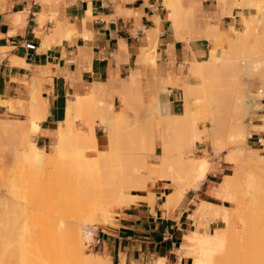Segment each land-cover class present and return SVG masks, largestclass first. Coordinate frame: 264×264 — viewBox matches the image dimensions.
Listing matches in <instances>:
<instances>
[{
    "label": "crops",
    "instance_id": "0c3cea01",
    "mask_svg": "<svg viewBox=\"0 0 264 264\" xmlns=\"http://www.w3.org/2000/svg\"><path fill=\"white\" fill-rule=\"evenodd\" d=\"M238 2L202 0L198 15L202 11L200 19L220 29L236 28L242 15L254 9ZM150 30L156 38L154 62L145 56L151 47ZM184 35L183 40L177 36L164 0H0V101L5 102L0 113L26 116L32 92L40 89L48 114L36 136L46 144L58 136L70 98L79 102L73 119L84 99L90 102L94 92L116 99L133 75L137 80L131 92L141 91L142 98L150 93L155 103L160 95L166 101L163 109L180 113L176 107L181 91L169 81L186 83L190 62L208 58L211 50L207 38L188 41V32ZM28 43L36 49H28ZM8 102L24 112H11ZM249 138L264 145V131ZM230 165L214 158L199 187L189 189L176 205L166 206L173 189L165 179L135 191L138 198L116 208L113 223L100 230L105 256L113 264H155L159 258L166 264H190L191 258L180 250L195 223L197 206L192 203L223 204L209 191L229 175Z\"/></svg>",
    "mask_w": 264,
    "mask_h": 264
},
{
    "label": "rangeland",
    "instance_id": "374dc122",
    "mask_svg": "<svg viewBox=\"0 0 264 264\" xmlns=\"http://www.w3.org/2000/svg\"><path fill=\"white\" fill-rule=\"evenodd\" d=\"M168 1L170 0H164L165 6L167 7H168ZM237 4L241 6L248 5L254 7V9L251 12H248L246 15L244 14L242 15L241 23L238 26H236V30L243 31L246 28L245 22H249L250 23L249 37L246 41H243L241 44L237 45L236 48L234 47L235 50L233 52L231 49H229L230 47L229 43H227L225 39L224 42L222 41L216 42L214 40H210L211 48H213L214 46L217 48L219 52H222L224 50L225 54L223 56L225 57L221 58L220 61H218L217 65L215 66H213L212 63H209L212 64V66L210 65L207 68L205 65L206 63L204 64L205 66L202 65V69L205 68L203 69L204 71H206V69L210 71H213L215 69L213 73L211 72L212 74L210 73L208 75V78L206 77L207 75L200 77L196 73L192 74L190 72L186 82H191L193 84H196L197 86H201L202 85L201 82L205 83L206 80H203L205 77L207 78L208 81V82L206 81V83H209L210 80L212 81V83H209L212 88L220 87L221 84L223 83L219 85L217 84V86H215L216 85L215 83H220V81L222 82L224 76L223 73L224 72L226 73L227 70H228V75L226 79L228 81L223 79L224 82L226 81L225 83H227L225 85L223 84L224 86H227V89L224 88V86L222 85L220 88H224L223 90L218 88L221 92L219 90L216 91L217 89H213L214 91H212L211 87L210 88L208 87L210 90L207 88L208 89L207 92L206 90H204L207 87L206 84V87L204 86L203 90H200L202 92L204 91V93L202 92L201 94H196L197 92L195 93L196 94L195 99L199 100L197 101L198 104L196 103L197 117L200 118L198 121L199 127L205 128L204 131L200 132L201 136H203V140L201 142L199 141L197 143H194V145L190 148L185 146L182 147L184 156L187 160L199 159L201 157L207 158L210 162L208 171L212 169V161L214 160V158H217L220 161L229 162L231 164L230 165L231 169L228 170L227 172L229 173V176L232 175V177L237 176L235 174L236 164H237L236 161L240 158V157L237 158V156H239L240 154L237 153L238 151L236 150V148H239L240 144L242 145L243 142L241 143L238 140H240L243 137V135L245 140L244 139L241 140L246 142L247 146H250L248 148H253V149L257 148L256 151L254 152L259 154H264V145L260 146L256 143H252L249 141L252 140L249 137H251V135L254 132L263 134L264 131L263 130L264 124H262L263 123L262 119L264 118L263 117L264 116V58H263L264 57L263 55L264 54V0H250L249 3L238 2ZM170 17H172L171 14ZM221 29H222L220 30V34L222 33L221 36L222 37L227 36L229 32L226 33L224 31H228L229 27H222ZM186 31H187L186 29H183V34ZM216 44L218 45L222 44V45L218 46ZM151 46H152V42H151ZM227 49H229V51L231 50L230 54L232 53V55H237V57L239 56L237 60L240 59L243 60L241 62L242 64L241 67L247 66V69L246 68L241 69L237 67L236 65L237 60L235 62L236 64L234 65V67L233 66L231 67V64L234 59H232L230 65H227L229 61L225 63V60H230V57L232 58L231 55L230 57H227L229 55V52H227L228 53L227 54L225 51ZM148 50H149L148 52L151 51L150 48ZM211 55H209L208 58L203 60L208 61ZM145 56L147 55L145 54ZM147 59L150 61L152 60L150 57ZM193 61H195V59H193L191 62ZM220 64H223V66L225 64L226 65L224 68L222 67L223 69L220 68L219 70H217L218 72L221 73L217 75L218 72L216 71L217 69L216 67L219 68L220 66H222ZM249 66L252 69L249 68ZM213 67L215 68L213 69ZM230 67L232 70L230 69ZM226 68L229 69L226 70ZM231 74L235 76H232ZM239 78L241 81L240 80L238 81ZM213 79L215 80L219 79V81L218 80L215 81ZM240 83L242 84V86L240 85ZM172 86L178 87L179 90L181 91V94H179L178 96L180 101H178V105L176 107L177 108L176 111L181 113V111L184 109L183 84L178 85L177 83L176 85L174 83L172 84ZM233 88L235 92L234 90H232ZM239 89L240 91H238ZM224 90L225 91L229 90V91L225 92ZM243 90L247 91V93L244 92ZM209 91L212 92L210 93ZM215 92H217L218 97L222 96L225 99L222 98V100H220L221 98L219 99L218 97L215 96L216 94ZM219 92L220 94L221 93L222 94L218 95ZM239 92L243 94L241 95ZM34 93L37 94V97L41 96L40 98L44 99L40 89L35 87L34 91L30 96V101L32 100V96L34 95ZM128 93L130 95L131 94L137 95L138 92H128ZM205 93L208 94L210 93L211 96ZM259 93L261 94L258 95ZM129 94L127 95L129 96ZM206 95H208V97H206ZM243 95H246L247 99ZM127 97L123 96V94H120L119 96L116 97V99L113 98V96L111 99H108L105 95H102L101 100H98L95 104H93L91 101L89 102L88 100L84 99L80 108L74 114L73 129L75 135L77 136H80L83 133L82 136H85L86 134V136L88 135V137H90L91 127L93 126L98 136L97 152L93 153L92 155H87V152L85 151V147L77 146L78 144L76 146L73 145L72 148L74 146L75 148L69 151L60 163L50 165L48 166V168L46 167L36 168V166L33 163H27L21 155L29 150V147L24 142L23 137L25 133L23 134V132H26L30 128L29 126L31 125V121L34 118V116H36V114H34L33 112L34 108L32 107H31L32 109L30 108V105H32V103H30V101L27 102L26 106L28 109V113L25 112L26 116L13 117L11 115H8L7 113H0V162L2 164V165L0 164V179L2 180V181L0 180L1 183L0 184V261L5 262L6 259H13L15 264H21L22 260H25V258L29 254L31 255V253H29L30 250L29 242L34 238L44 239L46 242H49V245L52 244L51 252H49L47 256V260L50 263H55L59 259L61 258L63 259L64 257L69 256L66 254L69 253L68 251L72 250L73 246L70 245L66 247L67 248L66 250H63L56 243L58 242V238L61 233V228L64 229L65 227L63 226V224L65 225L67 222L71 220L79 221V219L82 218L85 220V218L87 217L85 215H88L87 213L90 211V209L96 206V200L100 201L104 197V195H106L107 193L109 194V191H111L107 188V186L109 187L110 185L108 183L111 182L112 185H117V186L119 185V187L120 186L122 187L123 185V187H125L124 186L125 182L129 178H131V181L132 179L135 178V176H131L130 173L131 172L133 173L134 168H136L137 165L139 166L141 162L144 163L146 160L149 162L151 167L156 166L155 164L157 163V159H159V156L161 154V142H159L160 141L159 139L157 146L154 148V145L152 144L154 133L159 129L157 126L158 125L157 113L154 110L155 102L149 100L150 93L147 94L145 92H144V98H142L141 100L142 103L140 102V100H137L135 97H132V99H128ZM214 97L216 98L214 99ZM240 98L241 101H243V107L240 106L242 104ZM252 101L253 102L256 101V102L253 103ZM235 102L237 106H235ZM102 103L105 106V107L103 106L104 108L102 107ZM258 103L259 105H257ZM245 104L248 105L249 111L246 110L247 107L245 108L246 106ZM218 105H221L222 108H220ZM148 108L151 110H149ZM218 108H220V110L224 112L219 111ZM9 109L11 112H16L19 114L24 112L20 108H15L12 105H10ZM37 109L35 108V111ZM215 109H217L216 112L214 111ZM210 111H213L216 114ZM160 112L162 113L161 109ZM218 112L220 115L218 114ZM214 114L217 117V124H216L217 130L214 129V122L212 117L210 116ZM220 116H223L221 117L222 119L220 118ZM123 117L125 120H123ZM236 117H239V119ZM234 118L238 120L235 121ZM109 119H114V124H113L114 127L110 126V122H108ZM241 123L242 125H239L238 127L236 126V124L238 125ZM261 124L263 125V127H261ZM1 125L5 128L2 129L3 127H1ZM240 126H242L241 129H239ZM110 127L112 128L110 129ZM229 127L231 128L230 130ZM232 127L238 129V131L232 129ZM242 130L244 134L242 133L238 134V132L240 133L242 132ZM233 131L235 132L232 133ZM79 132L80 135L78 134ZM186 133L189 134L192 133V131L188 130ZM231 133L234 134V136L236 137L231 136ZM36 135L33 136V140H35L39 145L44 146L46 150L51 151L50 144L52 142V139L45 144L44 142L38 140ZM86 136L85 138L87 139ZM231 137L232 138L234 137V139H236L240 144L236 145L235 143L237 141H234L235 143L232 142L234 139H232ZM204 138L206 139L204 140ZM89 139H91V137ZM89 139H87L88 142ZM262 143H264V140L262 141ZM235 150L236 152H234ZM231 152L238 154L237 156L231 155L232 158L233 156L235 159L237 158L236 161L233 160V162H231L232 160L230 158ZM239 153H243V152H239ZM151 167L147 168L148 182L160 179L161 176V174L153 170ZM256 167L259 168V166L257 165ZM22 168L25 169L22 170ZM259 169H257L256 171L258 172ZM261 172H259L258 174L255 173V175L256 176L258 175L257 176L258 184L264 185V180H263L264 174L262 175ZM3 175L4 177H2ZM80 175H84L87 178L86 180L88 181H85L87 182V184L83 181V185L81 184L77 187H72V188L66 187V185H69L72 182L74 183L75 180L79 178ZM224 177L226 178L227 176L225 175ZM102 179H105L106 181L105 180L103 181ZM228 179L229 178H226L225 180ZM24 180H27V183H25ZM235 180L236 179H234L233 182ZM68 181H70L71 183ZM131 181L128 180L126 182V185L127 183L129 185L126 186V190L124 189V193L134 191L132 190V188L129 189ZM187 181L188 180L186 181L177 180L176 185L171 187L173 191L169 195H171L174 198L177 197L178 193L180 192H184L185 195L186 192L184 190V187ZM105 182L107 183L105 184ZM24 183L27 185L26 188H28L27 190H25V193H21L18 190L15 191L16 187L19 188L20 185L22 186ZM216 184L217 183H215L214 185ZM92 185L94 186L92 187ZM80 186H82V188ZM94 187L95 188L98 187V188L95 189ZM110 187L113 186L110 185ZM75 188L77 189L75 190ZM243 188L245 187L241 186V190ZM79 190L81 191V193ZM91 190L92 191L95 190V192L94 191L92 192ZM241 190L239 194H241ZM238 191L239 190H237L235 193H237ZM243 191L244 192H242V194L250 190L247 189L246 191L245 190ZM209 192L210 194H212L213 196L219 199L216 201L223 203V204H215L205 201L207 205L208 203H210V206L207 210V214L203 216L202 220L205 227L204 230L209 234L214 233L216 227H224L225 225L223 219L221 217H218L219 207L227 206L228 208L230 207L234 209L236 208L238 212L240 211L241 212L244 211L246 213L248 212L247 213L248 215L249 213L251 214V211L255 209L254 205H253L254 209L250 207L251 202L254 200L253 198L249 200L250 197L249 198L247 197L248 194L247 196L244 195V197L247 198L241 196L242 200L246 199L245 201L247 203L246 202L241 203L242 201L241 199H240L241 201L233 203L227 200H222L221 198L216 196L211 190ZM79 194L80 196H78ZM91 194H94L92 198L91 196L89 197L87 196ZM251 195L249 192V196ZM237 197H238L237 198L238 201L240 196L238 195ZM257 197L259 196L257 195ZM210 199L214 200L213 198ZM255 199L257 200V198ZM134 200H132V202ZM261 201L263 202V200ZM200 202L197 204L195 203V201H193L192 204L198 206ZM258 203H260L259 200ZM122 205L124 204L121 203L120 205L113 203L111 205V209L109 212L110 216L108 217H103L104 215L99 214L98 222H100V224L97 225L98 229L94 232L91 238H88L89 240L84 238L85 240L83 242L84 244L83 246L85 253L87 255L92 254V255H97V257H102L105 256L106 253H108L106 249L99 250V248L95 246V242L97 237L101 236L100 230L103 229L107 224L113 223V219L115 216V209ZM260 205H258V207ZM260 207H264V206H260ZM214 209L216 213L213 212ZM260 209L262 208L256 210H260ZM244 215L243 216L240 215L241 220L238 219V222L240 224V229L244 228V224L242 223L244 221H242V218L244 220L247 217V216L245 217ZM252 215H249L250 219ZM255 216L256 214H254V217ZM83 219L80 220L79 222L84 221ZM102 219L104 221H101ZM250 219L248 221H250ZM194 222L196 223L195 219ZM195 223L192 225V229L195 228ZM62 235L65 237V239H67V241H69L71 237L70 233H66V234L63 233ZM235 235L233 237L234 240L235 237L238 236ZM83 237H85V235ZM237 240L238 239H236L235 241ZM242 244H243L242 241L240 242L241 246L237 244L241 248L240 251L241 253L245 251V249H243L245 248V246L243 245L242 248ZM238 246H236L237 249H240ZM72 251H74V249ZM63 255L66 256L63 257ZM70 257L71 256H69V259ZM190 264H193L192 259H190Z\"/></svg>",
    "mask_w": 264,
    "mask_h": 264
},
{
    "label": "bare ground",
    "instance_id": "6f19581e",
    "mask_svg": "<svg viewBox=\"0 0 264 264\" xmlns=\"http://www.w3.org/2000/svg\"><path fill=\"white\" fill-rule=\"evenodd\" d=\"M186 1H188L187 5L185 4ZM220 1H225V0H220ZM249 1L250 0H240L241 3H249ZM201 3H202V0H170V1H168V7L170 9V14L172 15V17H171L172 26H173L174 30L176 31L177 36H179V38L183 37L185 39V37H184L185 35L183 34V29H186L188 34H189V38H186L188 41L190 38L191 39L194 38V41H195V38H197V37L198 38L199 37L207 38L208 40H214L216 42H221V41L224 42V39H225L226 42L229 43V46L231 47V48L229 47V49H231L232 52L235 50L237 45L241 44L243 41H246L248 39L249 34H250V23L249 22H245L246 28L243 31H238V30H236V28L233 25H230L229 30L224 31L226 33L229 32L228 35L224 36L226 38L222 37L221 36L222 33L220 34V30H222V29H220L217 24L210 23V22H208L209 21L208 19H207L208 21H206L205 19H202L203 17L200 19L202 11L199 13V15H200V17H199L198 8L201 6ZM223 3H225V2H223ZM155 30H156V28H155ZM60 31H62V30H60ZM56 32H58V31H56ZM149 32H150V34H149L150 40L149 41L152 42V46L150 47L151 51L150 52H148L149 50L147 51L146 58L150 57L152 59L151 61L154 62L155 58H156L154 55L155 49H156V38H155V36H153L154 34L153 35L151 34L152 33L151 30ZM154 32L157 33V31H154ZM223 35H225V34H223ZM187 37H188V35H187ZM203 38H201V39H203ZM218 44H220V43H218ZM218 44H216V45H218ZM221 45H218V46H221ZM229 49H227L225 51H226V53L229 52V55L227 57H230V55H231L232 58L230 57V60H225L226 58L223 60H225V63L227 61H229L227 65H230L231 64L230 62H232V59H234L232 64H231V67L232 66L234 67V65L236 64L235 62H236L237 58H239V56L237 57V55H232V53L230 54L231 50L229 51ZM224 54H225L224 50L222 52H219L217 50V48L213 46V48H211V50H210V55H211L210 59H208V61L195 59V61L190 63L191 64L190 65V72L192 74L196 73L200 77L207 75L206 77L208 78V75L211 72L213 73V71L215 70L214 69L215 67H213V69H214V70L212 69L213 71H210L208 69H206V71H204L203 69H205V68L202 69V65H204L206 63L205 64L206 68L210 65L212 66V64H213V66H215V65H217L218 61H220L221 58L225 57V56H223ZM242 61L243 60H241V59L237 60V64H236L237 67H239L241 69L242 68L247 69V66L241 67ZM209 63H212V64H209ZM220 65H222V66H220L219 68L216 67L217 68L216 71L219 70L220 68L223 69L226 64L224 66H223V64H220ZM231 67H230V69H231ZM249 68H251V67L249 66ZM227 69H229V68H226V70ZM219 74H221V73L218 72L217 75H219ZM223 74L225 76V77L223 76V79L228 81L226 79V77L228 75V70L226 73L224 72ZM217 75H216V77H217ZM222 75H220V76H222ZM247 75H248V73H247ZM232 76H235V75H232ZM136 77H137L136 75H133L129 80H127L126 85L124 87L125 90L122 93L123 96L127 97L128 96L127 94H129L128 92L132 91L133 83L137 80ZM207 78L204 77L203 80L207 81ZM210 79H211V77H210ZM223 79H222V82L220 81V83H215L216 84L215 86H217V84L219 85L221 83H223L224 85L227 84V83H225L226 81L224 82ZM169 80H167V82ZM213 80H215V79H213ZM216 80L219 81V79H216ZM239 80H240V78L238 79V81ZM206 81H205V83L201 82L202 83L201 86H197L196 84H193L191 82H186L183 84L184 109L181 113H173L172 114L168 111L167 108H164L165 109L164 110L163 104L166 101H163L161 99L160 95H158V102L155 103L154 110L157 113V117H158V119H157L158 125L157 126L159 129L154 133V138L152 141L154 148L157 146L159 139H160L159 142H161V154L159 156V159H157V163L155 164L156 166L151 167L149 162L146 160L144 163L141 162L139 164V166L138 165L136 166V168L133 167L134 170L133 169L132 170H133L134 175L131 172L132 170L130 171L131 172L130 175L135 176V178L132 179L133 182L131 181V178L128 179L129 181H131L129 189L132 188V190H134V191L124 193V189L126 190V186L129 185L128 183L126 185V182L128 180L125 182V185H124L125 187H123V185H122V187L121 186L119 187V185L118 186L112 185L111 182H109L108 184H110L113 187H110V185H109V187L107 185L106 186L111 191H109V194L107 193L106 195H104V197H103L104 199L102 198L100 201L96 200V206L92 207L90 209V211L87 213L88 215L84 214L85 216H87L85 218V220L82 218L84 221L79 222L82 219H79V221H72L71 220V221L67 222L68 224L67 223L65 225L63 224V226H65V227H64V229L61 228V233L59 235L58 242H56V243L63 250H66L67 249L66 247H68L70 245L73 246L72 250L74 249V251L70 250V251H68L69 253L66 254V255L71 256L70 259H69V256L63 255V257L66 256L68 259L66 257H64L63 259L61 258L55 263H50L47 260V256H48L49 252H51L52 244L49 245V242H46L44 239L34 238V239L30 240V242H29V245H30L29 253H31V255L29 254L25 258V260H22L21 264H113L110 257H108V256L97 257V255H92V254L87 255L85 253V250H84L83 242L85 239L91 238L93 236L94 232L96 231L97 225L100 224V222H98L99 214L104 215L103 217L110 216L109 212L111 209V205L113 203L114 204L115 203L120 204V205H121V203L122 204H130L132 202V200H134L135 198L138 197V196L134 195L135 191H138L140 189H144L147 187V184H148V180H147L148 170H147V168L148 167H151L153 170H155L159 174H161L160 179L167 180L169 182L168 185L170 186V188L176 185L177 180H185V181L188 180L187 181L188 183L186 182V185L184 187L185 192H187V190H189V188L190 189L191 188H195V189L198 188V186L202 183V181L205 179V177L208 173L210 162L207 158H203V157H201L199 159L187 160L184 156V152L182 150V147L185 146V147L190 148L194 145V143H197L199 141L201 142L203 140V136H201L200 132L204 131L205 128L199 127L198 121L200 118L197 117V113H196V105L198 104L197 101H199V100L198 99L196 100L195 96H196V94H201L202 91H200V90H203V87L204 86L206 87V84H207V87L204 90H206L208 92V89L211 87L209 83H212V81L210 80L209 83H206ZM167 82H165V83H167ZM231 82H233V81H231ZM170 83H171V85L174 84L173 82L169 81V84ZM175 84L177 85V82H175ZM223 84H221V86ZM231 84H230V86H231ZM165 85L168 86V83ZM240 85L242 86L241 83H240ZM230 86H228V87H230ZM238 86H239V83H238ZM220 87H218V88H220ZM218 88H216V87L212 88L211 87V90L214 91L213 89H217L216 91H218L219 90ZM224 88L227 89V86H224ZM224 88H220V89L223 90ZM228 89H230V88H228ZM232 90H234V88ZM232 90H230V91H232ZM155 91H157V89H155ZM212 91H209V92L211 93ZM228 91H225V92H228ZM238 91H240V89ZM198 92H200V93H198ZM220 92L218 95L222 94V93L220 94ZM234 92H235V90H234ZM244 92L247 93V91H244ZM202 93H204V91ZM210 93L209 94L205 93V94H208L211 96ZM215 93H214L215 96L218 97L217 92H215ZM240 94L242 95L243 93H240ZM260 94L261 93H259L258 95H260ZM208 95H206V97H208ZM246 95H243V96L246 97V99H247ZM129 96L127 97L128 99H132V97H135L137 100H140V102H141L142 97H143L141 91H139L137 93V95H132V94L130 95L129 94ZM249 96H251V95H249ZM40 97L41 96L37 97V94H35V93L32 96V100L30 101V103H32L33 106L30 104L29 105H30V108L31 107L34 108L33 112H34V114H36V116H34V118L32 119L31 125L29 126L30 128L26 132H23V134L25 133V135L23 137L24 142L29 147V150L26 153H23L21 155L27 163H33L36 166V168H41V167L48 168V166H50V165L60 163L62 161V159L67 155V153L69 151H71L73 148H75V146L77 144H78L77 146L85 147V151L87 152V155H92L93 153L97 152L98 136H97V133H96L95 129L93 128V126L91 127V131H90L91 136L89 135L91 137V139H89L90 137H88V135L86 136V134L84 133L85 136L87 137V139H89V142L85 138V136H82V134H83L82 132H81L82 133L81 135H80V132L78 133L80 136H77L74 133V129H73L74 121L71 118V116H72L73 110L75 109V107L79 103L77 97L70 98L67 102V118L59 123L58 136L53 138L52 142L50 144L51 145V151L46 150L44 146L39 145L35 140H33V136L36 135L40 131L41 122L47 117V114H48V105H47L46 101L44 99H41ZM90 97H91L90 101L93 104H95L98 100H101V97L99 96L98 92H94ZM216 97H214V99ZM218 98L219 99L221 98L220 100H222L223 97L219 96ZM241 98H240V101H241ZM211 99H213V98H211ZM223 99H225V98H223ZM232 99H233V97H232ZM32 101H34V102H32ZM128 101H130V100H128ZM235 101H236V99H235ZM2 102H4V101H0V105L2 104ZM241 102H242V104L239 102L241 104V105L240 104L239 105L241 107H243V101H241ZM255 102H253V103H255ZM34 103H35V105L36 104L37 105L35 106ZM6 104H10V103L8 102ZM245 105H246L245 108L247 107L246 110H248V108H249L248 105L247 104H245ZM257 105H259V103ZM103 106L104 105L102 103V107ZM218 106L220 108H222L221 105H218ZM235 106H237L236 102H235ZM35 108L36 109L38 108V109L35 111ZM220 108H218V110L221 112H224V111L220 110ZM160 109L162 110V113L160 112ZM23 110H25V108H23ZM149 110H151V109H149ZM214 111L216 112L217 109H215ZM33 112H32V115H33ZM210 112H213V111H210ZM215 112H213V113H215ZM215 114L210 115V116L212 117L213 122H214V129L217 130V126H216L217 117ZM218 114H219V112H218ZM223 116H220V118ZM236 118L239 119V117H236ZM241 118H240V120H241ZM238 119H235V121ZM123 120H125L124 117H123ZM262 120H263L262 124H264V118ZM108 122H110V126H113L114 119H109ZM262 124H261V127H263ZM239 125H242V123L238 124V125L236 124L237 127ZM1 127H3V126L1 125ZM204 127H205V124H204ZM230 127H229V130L231 129ZM233 127H232V129H235L238 131V129L233 128ZM241 127L242 126H240L239 129H241ZM4 128L5 127H3L2 129H4ZM111 128L112 127H110V129ZM188 130L192 131V133L187 134L186 132ZM252 130H253V128H252ZM244 131H246V130H244ZM234 132L235 131H233L232 133H234ZM177 133H179V134H177ZM232 133H231V136H234V134H232ZM241 133L244 134L243 130L240 133L238 132V134H241ZM234 137H236V136H234ZM234 137L233 138L231 137V138L234 139ZM205 139L206 138H204V140ZM232 139H231V141H232ZM241 139H244V135ZM241 139L238 141H240L241 143L243 142L242 145L236 139H234L232 141V142L237 141L238 143L234 142L236 145L240 144V147L236 148V150L238 151L237 153L240 155L237 156L238 154L233 153V152H231V154H230V156L236 155L237 158L240 157L237 161H236L237 158L235 159L234 156H233V158H232V156L230 157L232 159L231 162H233V160L237 162L236 171H235V174L237 176L235 174L234 175L236 177H232V175H230V176L226 175L227 176L226 178H229V179L225 180L226 178L224 177V179H223L224 181L222 180V182H220V184L217 187H215L212 190V192L216 196L221 198L222 200H227V201L233 202V203L241 201L242 200L241 196L244 197V195L247 196V194H248L247 197L248 198L250 197L249 200H251L252 198L254 200L252 202L249 201V202H251L250 207H252V209H254V207H255V209L251 211V214L249 213V215L253 214L252 215L253 217L251 216V219H250V216L247 214L248 212L246 213L244 211H242V212L240 211L241 212L240 213V212H238V210L236 208L235 209L231 208V207L228 208L227 206H221L219 208L217 207L219 209L218 210V217H221L223 219V222L225 225H224V227H216L215 232L209 234L204 230L205 227H204V223H203L202 218L205 214H207V210L210 206V203H208V205H207V203H205V201L201 200L200 204L196 207V210L194 212V217L196 219L195 228L187 235L188 242H186L183 249L180 250L182 254H185L186 256H189L192 259L193 264H264V207H260V206H264V185L258 184V181H257L258 175L257 176L255 175V173L258 174L259 172H261L262 169L264 170V154H259V153L254 152V151H256L257 148L256 149L248 148L250 146H247L246 142L242 141ZM73 145H75V146L72 148ZM236 150L234 152H236ZM239 152H243V153H239ZM0 164H1V162H0ZM251 165H253V166H251ZM256 165L259 166V168H261V169L256 167ZM253 168H254L255 172H254ZM23 169H25V168H22V170ZM257 169H259L258 172L256 171ZM26 170H27V168H26ZM263 170L261 172L262 175L264 174ZM2 177H4V175ZM230 177H232L236 180L233 182L234 179H232ZM86 179L87 178L84 175H80L79 178H77L74 183L73 182L71 183L70 181H68L71 184L66 185V187L72 188V187H77L81 184L83 185V181L84 182L88 181ZM102 180L104 181L105 179H102ZM24 181H25V183H27V180H24ZM230 181H232V182H230ZM25 183L22 186L20 185L21 188L14 186V187H16L15 191L18 190L21 193H25V190L28 189V188H26L27 185ZM85 183L87 184V182H85ZM106 183L107 182H105V184ZM28 184H29V182H28ZM114 184H115V182H114ZM90 185H88V186H90ZM17 186H19V185H17ZM93 186L94 185H92V187ZM115 186H117L118 188ZM241 186H243L245 188H243L241 190ZM80 187L82 188V186H80ZM89 188H91V187H89ZM96 188H98V187H96ZM76 189L77 188H75V190ZM236 189L239 190L237 193H235L237 191ZM247 189L250 191L247 192L246 191ZM240 190H241V194H239ZM243 190L246 191L244 194H242V192H244ZM93 191L95 192V190H93ZM249 192H250V195L252 193L251 196H249ZM80 193H81V191H80ZM236 195L240 196L238 201H237L238 197ZM257 195L259 197H257ZM78 196H80V194ZM87 196L88 197L91 196V198H92V196H94V194L87 195ZM183 196H184V192L178 193V196L175 198L172 197L171 195H168V200L166 202V206L168 207L171 204H175V205L178 204ZM247 197H244V198H247ZM255 198H257V200ZM245 200H242L241 203L246 202ZM258 200L260 203H258ZM261 200H263V202ZM253 205H254V207H253ZM258 205H260V206L258 207ZM259 208H262V209L256 210ZM253 211H255V212H253ZM213 212H215V209L213 210ZM257 212H258V214H257ZM215 213H214V215H215ZM254 214H256V216H257V217L255 216L256 218L254 217ZM240 215H242V216L244 215L245 217L247 216L245 218L246 220L245 219L243 220V218H242V221H244V222H242L244 224V228H241V229H240V224L238 222V219L241 218ZM215 217H216V215H215ZM213 219H216V218H213ZM249 219L251 222L248 221ZM106 220H107V218H106ZM101 221H104V220L102 219ZM63 233H65V234L70 233L71 234L69 241H67V239H65V237L62 235ZM235 234L238 236H236ZM84 235H85V237H83ZM234 235L236 236L235 240L238 239L237 241H235L233 239ZM66 238H68V237H66ZM241 241L243 242L242 248H243V245L245 246V248H243V249H245V251L243 250L244 252H242V253L240 252L241 251V248H240V246H241L240 242ZM237 244L240 246H238ZM236 246H238L240 249H237ZM156 262L157 263H155V264H166L165 259H163V258H159ZM0 264H15V262L13 259H6L5 262L0 261Z\"/></svg>",
    "mask_w": 264,
    "mask_h": 264
},
{
    "label": "built area",
    "instance_id": "2783aa9c",
    "mask_svg": "<svg viewBox=\"0 0 264 264\" xmlns=\"http://www.w3.org/2000/svg\"><path fill=\"white\" fill-rule=\"evenodd\" d=\"M26 47L30 50H35L36 49V45L34 43H28L26 44ZM95 246L99 248V250H103L102 249V239L100 236L97 237L96 242H95Z\"/></svg>",
    "mask_w": 264,
    "mask_h": 264
}]
</instances>
